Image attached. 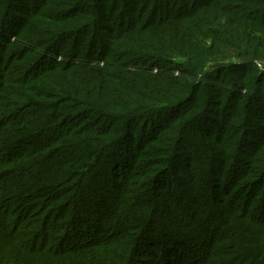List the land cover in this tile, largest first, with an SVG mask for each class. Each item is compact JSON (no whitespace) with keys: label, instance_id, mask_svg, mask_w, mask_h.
<instances>
[{"label":"trees","instance_id":"16d2710c","mask_svg":"<svg viewBox=\"0 0 264 264\" xmlns=\"http://www.w3.org/2000/svg\"><path fill=\"white\" fill-rule=\"evenodd\" d=\"M0 264H264V0H0Z\"/></svg>","mask_w":264,"mask_h":264}]
</instances>
